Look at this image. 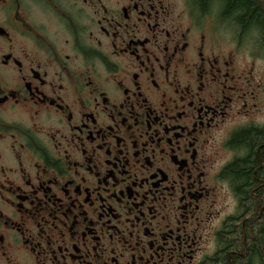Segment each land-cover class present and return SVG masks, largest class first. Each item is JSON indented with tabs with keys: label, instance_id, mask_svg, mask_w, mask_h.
I'll list each match as a JSON object with an SVG mask.
<instances>
[{
	"label": "flooded vegetation",
	"instance_id": "flooded-vegetation-1",
	"mask_svg": "<svg viewBox=\"0 0 264 264\" xmlns=\"http://www.w3.org/2000/svg\"><path fill=\"white\" fill-rule=\"evenodd\" d=\"M224 7L0 0V264H264L263 161L228 146L264 128L224 134L254 94Z\"/></svg>",
	"mask_w": 264,
	"mask_h": 264
},
{
	"label": "trees",
	"instance_id": "trees-1",
	"mask_svg": "<svg viewBox=\"0 0 264 264\" xmlns=\"http://www.w3.org/2000/svg\"><path fill=\"white\" fill-rule=\"evenodd\" d=\"M201 2L205 3V0H201ZM224 3L225 7L222 10V16L225 19L228 20L229 17H232L233 20L230 22L235 24L243 34L247 30H258V34L264 40V13L257 5H254L249 0H224ZM202 8L203 12L207 10L206 5L202 6ZM249 132H237L233 142L237 146H242L241 148L249 153L252 161H259L261 157L264 165V133L256 132V134L262 135H258L252 139L249 136ZM243 166H245L243 161H238L231 166V170L235 169L241 172ZM253 168L257 169V175L244 178V182L250 184V192L256 197L255 199L249 200L251 217L254 219L247 224L250 226V231L253 236V251H255L257 257L264 259V173L261 170L259 171V164ZM239 187L242 189L241 184ZM244 198L247 197L244 196ZM251 259H253L252 254ZM224 264H228V262L225 260Z\"/></svg>",
	"mask_w": 264,
	"mask_h": 264
},
{
	"label": "rangeland",
	"instance_id": "rangeland-1",
	"mask_svg": "<svg viewBox=\"0 0 264 264\" xmlns=\"http://www.w3.org/2000/svg\"><path fill=\"white\" fill-rule=\"evenodd\" d=\"M209 13L216 15L212 8L208 10V14ZM217 32L224 45L232 46L235 48V51H240V54L237 51V59L242 65H239V67L241 69H245L252 75L253 83L251 90L254 91V94L252 95L253 105L243 109V111H249L250 113L248 112L246 114H241V117L235 118V121L230 122V125L226 128L224 134L229 135L233 133L235 129L244 126L264 128V40L261 39L260 34H256V36L253 37H248L246 34L241 33L240 29L235 24L226 22L224 19L218 22ZM224 48L228 51L234 49L225 46ZM13 49L19 50L20 42H18ZM237 59L235 60L239 64ZM245 130L247 129L237 132ZM233 136L235 137V134ZM234 137H232L230 140L231 142L228 144L229 147L236 148L237 144L233 142ZM230 207L231 200L229 203V208ZM232 207L234 208L233 203Z\"/></svg>",
	"mask_w": 264,
	"mask_h": 264
}]
</instances>
